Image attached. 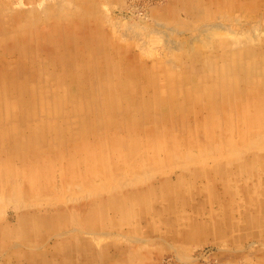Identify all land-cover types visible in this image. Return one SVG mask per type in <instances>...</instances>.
<instances>
[{
  "label": "bare ground",
  "instance_id": "obj_1",
  "mask_svg": "<svg viewBox=\"0 0 264 264\" xmlns=\"http://www.w3.org/2000/svg\"><path fill=\"white\" fill-rule=\"evenodd\" d=\"M187 1L190 4L196 0ZM258 1L264 4V0ZM174 8L176 5L171 9ZM188 10L199 13L196 7ZM170 13L175 11L170 10ZM26 35L11 33L0 37V173L5 172L9 178L21 176L27 181L37 174L35 172L41 171L45 185L22 190L17 185L15 187L13 179L7 185L0 183V199L4 200L5 195H12L17 190L15 192L24 196L21 205L27 210L17 216V224H0V260H5L6 264H51L52 257L45 260L47 257L44 258L43 254L36 252L34 255L30 251L31 244L39 241L45 245L44 239L51 235L61 238L57 252H45L47 255L57 254L56 259L61 256V262L58 258L52 264H74L78 254H82L84 260L88 254L86 245L93 250L96 241L91 239L93 246L90 245L86 238L84 241L82 237L78 238L81 231L76 230V245L70 246L71 239L63 238L70 229V215L73 220H86L91 230L97 227L96 223L104 230L133 218L140 222L142 218L147 220L152 213L162 219L161 209L140 208L139 196L157 200L158 195L164 198L171 192L185 193V183L174 184L161 178L157 184L147 185L144 189L139 187L151 177L174 172L171 167L175 160L176 165L186 167L198 163L202 169L208 160H215L217 165L223 160L228 165L235 163V167L228 168L221 177H211L209 192L223 183V191L228 194L226 183L231 174L257 179L250 191H245L250 185L242 181L240 193L248 197L250 211L256 209V215L248 221L251 225L263 224L260 214L264 213V201L256 197L259 190L264 194V52L261 48L248 45L231 50L225 46L223 51L208 54L207 61L200 59L203 63L194 66L193 72L174 74L166 66L163 81L161 71L155 66H151L152 69L147 66V70L142 69V65H126L125 72L121 66V72L114 73L107 59L95 56V52L84 47L80 49L77 41L52 40L46 46L40 44V38L35 35L32 34L34 40ZM198 51L195 49L194 53ZM193 57L199 61L198 54ZM201 136L204 141L198 139ZM196 144L203 148L199 153L190 151V147ZM163 146L169 148L165 151L173 162L169 164L170 168L167 164L157 167L161 157L156 156L155 150H161ZM240 158L244 161L237 165ZM106 163L110 165L106 166ZM187 173L185 170L182 177L185 182ZM131 174L138 176L129 178ZM143 175L147 178H142ZM64 182L65 188L62 187ZM113 189L124 195L108 196ZM61 191L72 192L74 198L79 196L84 202L67 211ZM215 201L222 211V219L221 216L219 219L229 222L231 207L219 199ZM42 202L48 206L54 203L60 206L55 212L49 208L43 212L31 209L38 203L42 206ZM14 203L11 204L14 206ZM111 224L113 226H109ZM193 226L203 231L208 228L206 223H193ZM197 231L201 232L200 229ZM10 244H21L23 248L9 253ZM26 245L30 247L23 253ZM107 249L102 250L105 255L109 252ZM117 251L116 255L120 252Z\"/></svg>",
  "mask_w": 264,
  "mask_h": 264
},
{
  "label": "rangeland",
  "instance_id": "obj_2",
  "mask_svg": "<svg viewBox=\"0 0 264 264\" xmlns=\"http://www.w3.org/2000/svg\"><path fill=\"white\" fill-rule=\"evenodd\" d=\"M188 2L187 0H0V37H5L7 34L10 36L11 33L14 36L27 34V37L31 36L30 38L34 40L33 35H35L40 38V44L46 46L50 45L49 43L52 40H74L77 41L80 49L84 47L90 52H95V56H103V58L107 59L106 62L112 64L114 73H120V67L122 66L124 69L126 65H130V67L142 65V69H147L148 67V69H152L151 66H155L158 71H161L159 73L162 75L161 80L163 81H165L163 72L166 66L174 74L189 70L193 72L196 68L194 66L203 63L200 59L207 61L208 54L215 50L217 52L223 51L225 46H228L226 47L227 49L236 50L239 47L256 45L264 52V4L259 3L260 1L196 0L190 4ZM175 5L176 8L171 9ZM190 7H196L199 13L195 14L189 11L188 8ZM52 9L53 11L50 14L49 10ZM170 10L175 11V13H170ZM43 19L45 20L43 21ZM3 33H5L4 36ZM195 49H199L198 53H194ZM197 54L199 56L198 62L193 57ZM176 80L179 81V78L177 77ZM187 82L188 80L185 81V83ZM186 87L192 91L190 85ZM203 138L201 136L198 139L204 141L205 138ZM167 146H163L158 151L154 149L156 156L159 154V157H161L158 159L157 167L167 164L170 168L169 164L174 162L171 167L174 172L168 175L161 174L151 177L150 180L148 179V183L144 181L139 188H147V185L152 186L157 184L158 180L165 179L174 184L184 182V187L187 189L186 194L182 191L177 194L171 192L167 196L162 194L164 198L158 197V195L156 197L157 200L139 196L141 198L140 208H150L155 211L161 209L164 217L159 219L158 217L156 218L157 215L152 213L147 220L142 218L139 222L133 218L120 224L122 227L111 224L109 225L113 226L111 229L101 230L96 223L97 227L91 230L86 220H73V215H70V229L67 235L63 237L65 240L71 239L69 243H72V245L70 246L76 245L74 239L76 233H78L76 230L81 231V236H78V238L82 237L81 240L83 241L86 238V240L91 242L89 243L90 245H92L93 241H96L97 244L100 241L98 246L93 242L94 246H92L93 248L95 247V250L93 249L95 252L89 250L86 245L85 249L88 254H85V259L82 260V254H78L79 256L77 255L75 258L74 264H264V213L260 214L263 220L262 225H251L248 219L256 215V209L254 208V210L250 211L248 197H244L240 193L242 181H246L250 185L245 188V191H250L249 189H252L257 179H245L242 175L235 177L231 174L232 176L228 177V183H226L229 187L228 194L223 191V183L218 184L217 189L213 188V192L210 193L211 177L213 175L217 178L221 177L228 168L229 170L234 168L235 163L228 165L223 160L222 163L217 165L214 163L215 160H208L203 169L198 163H191L186 167L180 164L176 165V160L172 162L170 158H167L168 151H165L169 149ZM190 148L193 153H199L203 150L200 144L193 145ZM184 149L188 151L189 148ZM124 160L121 159V161ZM241 161H244L243 158L239 159L237 165H240ZM109 165L106 163V166ZM184 169L189 172V174L187 173V178L185 177L187 182H185V179H183L184 181L182 180ZM35 173L37 174L24 181L20 178L21 176L9 178L10 176L2 172L0 173V183L3 182L7 185L13 179L15 187L17 185L22 190L30 186L38 189L45 185V179L41 171ZM131 175L128 177L138 176L137 174ZM142 178L146 179L147 177L143 175ZM219 179L226 180V178ZM57 180L59 181V179ZM65 184L66 182L63 183V188L66 187ZM203 187L204 190L202 189ZM15 191L11 193L12 195H5L4 200L0 199V224L6 222L15 225L18 222L17 216L20 217L27 212L26 207L21 205L24 196ZM68 192L64 193L61 191L67 211L68 209L74 210L80 207L84 199L80 200L79 196L74 198L71 195L72 192ZM120 194L123 193H119L116 190L109 194L107 193L108 196H119ZM192 194L195 195L193 196ZM256 197H259L260 201H264V194L261 190H259ZM215 199H219L229 204L227 207H231L229 209L231 215L229 222L219 219L220 216L222 219V211ZM250 199H254V197ZM182 201H185V203ZM145 202L146 204H144ZM11 203L15 205L13 206ZM42 204V206H39L38 203L37 206L34 205L31 209L43 212L49 208L51 212H55V209L60 206L54 205L55 203L53 205L49 204V206L44 205L47 204L46 202H42ZM65 207L64 209H66ZM135 207L139 208L138 206ZM18 209L21 210L19 211ZM112 214L114 215V213ZM219 220L221 223H218ZM91 223L90 220L89 225ZM193 223H206L208 228L203 231L202 228L194 227ZM199 229L201 232L197 231ZM111 230L112 232H110ZM97 232H100V234H97ZM55 236L51 235L48 239H44L45 245L39 241H36V244H31V247L26 245L23 253L30 247V251L33 254L39 252L43 254L44 258L47 257L45 260H49L48 257H52V262H57L61 256L56 259L57 254H45L46 250L57 252L55 250H58V240L61 238H55ZM111 244H114V246H111ZM8 248L10 253L13 249L23 248V245L14 246L10 244ZM105 248H109L107 249L109 250L107 255L102 252ZM116 251L119 257L116 255ZM120 256L123 257L121 258ZM59 259L61 262V258ZM1 260L0 264H6L5 260ZM52 262L49 261L51 264Z\"/></svg>",
  "mask_w": 264,
  "mask_h": 264
}]
</instances>
